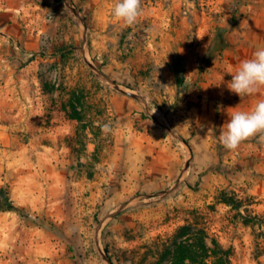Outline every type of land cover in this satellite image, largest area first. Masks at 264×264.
<instances>
[{"label": "rangeland", "instance_id": "obj_1", "mask_svg": "<svg viewBox=\"0 0 264 264\" xmlns=\"http://www.w3.org/2000/svg\"><path fill=\"white\" fill-rule=\"evenodd\" d=\"M115 2L0 0V187L25 211L0 212V264H155L196 208L233 264H264V142L219 140L264 97L228 89L264 0H142L133 26Z\"/></svg>", "mask_w": 264, "mask_h": 264}, {"label": "trees", "instance_id": "obj_2", "mask_svg": "<svg viewBox=\"0 0 264 264\" xmlns=\"http://www.w3.org/2000/svg\"><path fill=\"white\" fill-rule=\"evenodd\" d=\"M185 70L183 67L178 71V85L185 84ZM64 111L71 119L83 122L85 121V110H79L78 107L71 103V106H64ZM78 130V136H81L79 131H85L88 126L82 125ZM95 136L97 133L92 132ZM85 137H88L86 133ZM99 147L92 152L95 160L98 159ZM220 203L232 206L235 209H240L243 205L242 200L230 195L226 190H221L218 196ZM17 212L25 216V211L14 203L8 188L0 187V212ZM191 213L196 214L193 221L186 222L169 235L166 239L158 238L157 245L161 246V254L155 264H233L232 255L233 248L226 247L217 237L211 232L208 226L207 213L199 208L192 210ZM159 250V251H160Z\"/></svg>", "mask_w": 264, "mask_h": 264}, {"label": "clouds", "instance_id": "obj_3", "mask_svg": "<svg viewBox=\"0 0 264 264\" xmlns=\"http://www.w3.org/2000/svg\"><path fill=\"white\" fill-rule=\"evenodd\" d=\"M112 16L126 26L135 25L143 14L142 0H116ZM228 89L239 97L258 96L264 90V47L257 48L251 58L230 69ZM223 125L219 140L226 150L236 151L242 143L258 137L264 142V97L248 110H234ZM102 134L112 131L111 124L101 126Z\"/></svg>", "mask_w": 264, "mask_h": 264}]
</instances>
